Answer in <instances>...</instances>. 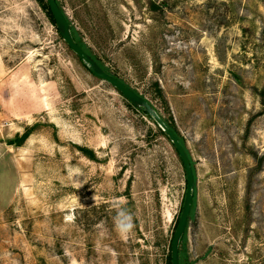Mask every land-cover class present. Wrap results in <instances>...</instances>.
I'll return each mask as SVG.
<instances>
[{
  "label": "rangeland",
  "instance_id": "rangeland-1",
  "mask_svg": "<svg viewBox=\"0 0 264 264\" xmlns=\"http://www.w3.org/2000/svg\"><path fill=\"white\" fill-rule=\"evenodd\" d=\"M57 2L188 153L180 263L264 264V0ZM128 103L41 0H0V264H168L184 169Z\"/></svg>",
  "mask_w": 264,
  "mask_h": 264
},
{
  "label": "water",
  "instance_id": "water-1",
  "mask_svg": "<svg viewBox=\"0 0 264 264\" xmlns=\"http://www.w3.org/2000/svg\"><path fill=\"white\" fill-rule=\"evenodd\" d=\"M45 2L49 6L57 31L60 34L62 40L65 42L67 47L77 56V58L82 62V64L87 68V70L96 78L110 84L134 108L140 109L147 115H149L176 151L184 169L186 178V189L178 222L176 224L171 239L170 258L171 264H180L179 247L181 238L187 228L188 219L190 216L191 206L193 202V191L195 188L194 172L185 147L180 142L178 135L170 126H168V124H166V122L158 114L154 106L148 100H146L135 90L127 86L119 78L105 71L97 63V61L77 43V41L73 37L70 24L65 14L63 13L61 7L59 6L57 0H45Z\"/></svg>",
  "mask_w": 264,
  "mask_h": 264
},
{
  "label": "trees",
  "instance_id": "trees-1",
  "mask_svg": "<svg viewBox=\"0 0 264 264\" xmlns=\"http://www.w3.org/2000/svg\"><path fill=\"white\" fill-rule=\"evenodd\" d=\"M41 2L43 3V8L46 10V12H47V14H48V16L50 17V19H51V21H52V23L55 25V22H54V19H53V16H52V14H51V11H50V9H49V6L46 4V2H45V0H41ZM56 26V25H55ZM71 31H72V28H71ZM73 34V33H72ZM74 37V36H73ZM74 39L77 41V39L74 37ZM77 43L84 49V47L79 43V41H77ZM86 52H88L86 49H84ZM88 54H90L89 52H88ZM91 55V54H90ZM92 56V55H91ZM93 57V56H92ZM96 61H97V63L105 70V71H107L104 67H103V65L95 58V57H93ZM108 72V71H107ZM109 73V72H108ZM129 104V103H128ZM129 105H131V104H129ZM132 106V105H131ZM133 107V106H132ZM136 109V108H135ZM137 111H139V112H141L144 116H146L152 123H154V121L151 119V117L149 116V115H147L145 112H143L142 110H140V109H136ZM155 124V123H154ZM166 124H168V123H166ZM156 125V124H155ZM157 126V125H156ZM168 126H170L173 130H174V132L176 133V131H175V129L171 126V125H169L168 124ZM157 128H158V126H157ZM159 130H160V128H158ZM161 131V130H160ZM162 132V131H161ZM28 132H25L24 134H22L20 137H18V138H16L13 142H12V144H16V145H20L21 144V142L28 136ZM177 134V133H176ZM164 135V134H163ZM180 140V139H179ZM180 142H181V140H180ZM183 145V144H182ZM190 162H191V160H190ZM192 164V163H191ZM193 168V167H192ZM194 171V170H193ZM184 175H185V173H184ZM194 178H195V174H194ZM185 183H186V178H185ZM185 189H186V187H185ZM194 200H195V192L193 191V202H192V206H193V204H194ZM192 206H191V210H192ZM181 208H182V205H181ZM180 211H181V209H180ZM180 211H179V215H180ZM191 213V212H190ZM179 215L177 216V219H176V222H175V226H174V229H173V232H172V236H173V233H174V230H175V227H176V224H177V222H178V218H179ZM185 233H186V230H185V232H184V234H183V236H182V238H181V241H182V239H183V237L185 236ZM172 239V238H171ZM170 244H171V242H170ZM180 244H181V242H180ZM179 255H180V247H179ZM180 261V260H179ZM168 264H171V258H170V245H169V254H168ZM181 264V263H180Z\"/></svg>",
  "mask_w": 264,
  "mask_h": 264
}]
</instances>
